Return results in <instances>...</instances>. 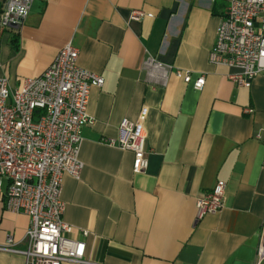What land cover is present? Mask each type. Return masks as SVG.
Segmentation results:
<instances>
[{"label": "crops", "instance_id": "obj_1", "mask_svg": "<svg viewBox=\"0 0 264 264\" xmlns=\"http://www.w3.org/2000/svg\"><path fill=\"white\" fill-rule=\"evenodd\" d=\"M228 2L34 0L18 28L0 29V79L12 90L39 76L67 43L79 67L104 79L89 92L80 177L64 175L61 191L62 219L72 228L65 235L85 243L90 264H264L256 255L264 223V75L237 86L228 78L233 70L208 60ZM133 10L149 16L131 21ZM148 56L191 81L171 72L164 86L150 84ZM143 109L148 167L134 173L132 152L105 140L117 139L120 122L138 121ZM218 181L226 186L224 207L196 220V200ZM6 187L1 179L0 245L22 251L29 217L6 210ZM0 264L26 262L0 251Z\"/></svg>", "mask_w": 264, "mask_h": 264}, {"label": "built area", "instance_id": "obj_2", "mask_svg": "<svg viewBox=\"0 0 264 264\" xmlns=\"http://www.w3.org/2000/svg\"><path fill=\"white\" fill-rule=\"evenodd\" d=\"M33 1L4 0L0 29L18 28ZM146 16L149 14L142 10H133L129 19L139 22ZM77 58V49L67 43L39 76L25 79L20 90L10 89L7 81L0 79V181L7 182L5 208L29 217L26 249L0 245V251L20 253L26 264H90L84 260L85 243L65 235L72 228L62 219L65 204L61 191L64 175L80 177V133L89 122V92L92 87H101L104 79L79 67ZM208 60L233 70L228 78L237 86L249 87L253 78L264 75V0H229ZM143 70L152 85L164 86L171 72L185 83L191 81L188 72L174 70L152 56L144 60ZM204 83L205 77L200 75L193 87L200 91ZM145 115L143 109L138 121L122 120L119 137L105 140L109 146L132 152L134 173L148 167L142 127ZM225 192V183L218 181L198 198L196 220L219 212L224 207ZM256 255L257 262L264 259V223Z\"/></svg>", "mask_w": 264, "mask_h": 264}, {"label": "rangeland", "instance_id": "obj_3", "mask_svg": "<svg viewBox=\"0 0 264 264\" xmlns=\"http://www.w3.org/2000/svg\"><path fill=\"white\" fill-rule=\"evenodd\" d=\"M6 80V79H5Z\"/></svg>", "mask_w": 264, "mask_h": 264}]
</instances>
